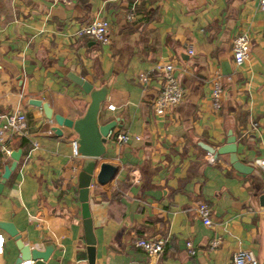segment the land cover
<instances>
[{
    "label": "crops",
    "instance_id": "obj_1",
    "mask_svg": "<svg viewBox=\"0 0 264 264\" xmlns=\"http://www.w3.org/2000/svg\"><path fill=\"white\" fill-rule=\"evenodd\" d=\"M94 18L108 21L107 44L76 35ZM240 33L251 48L238 66L231 50ZM156 62H171L184 90L164 115L153 109L161 86ZM140 73H149L146 85ZM72 74L94 88L109 85L99 122L115 120L112 132L129 136L121 144L107 138L96 159L88 199L94 264H233L239 249L264 264V172L254 162L264 153L258 0H0V180L13 161L2 145L21 151L0 192V220L12 222L31 247L52 244L46 264H89L76 183L84 158L72 151L76 134L62 126L56 135V123L29 102L41 99L54 113L82 116L90 97ZM216 74L224 89L218 110L209 83ZM15 111L26 116V135L3 128L5 115ZM229 130L238 159L253 167L246 175L231 167L227 154L214 158L203 147L224 144ZM101 163L117 167L105 184L95 181ZM200 202L211 207V226L198 216ZM0 234V264H16L13 237ZM158 236L166 241L160 256L134 245ZM217 237L221 243L210 248Z\"/></svg>",
    "mask_w": 264,
    "mask_h": 264
},
{
    "label": "water",
    "instance_id": "obj_2",
    "mask_svg": "<svg viewBox=\"0 0 264 264\" xmlns=\"http://www.w3.org/2000/svg\"><path fill=\"white\" fill-rule=\"evenodd\" d=\"M227 72V68L226 71ZM70 79L78 84L85 93L89 94L90 100L82 116L71 119L59 113H54L51 106L41 99H31L30 104L40 107L49 120H53L56 125L51 127V130L56 135H61L60 127L71 128L76 134L77 153L84 158L81 171L79 172L76 183L78 186V200L81 204V215L84 219L85 243L87 245V260L89 264H94V244L95 240L90 226V212H89V187L93 179V170L96 164V159L104 155L107 142V135L116 125L115 120H110L106 123L99 122V113L101 104L107 99L109 94V85H103L99 88H94L93 85L77 75H70ZM208 153L217 158L218 155L227 154L228 161L231 167L239 174L246 175L253 170V167L241 162L237 156V145L235 135L231 130L228 131L226 142L217 148L209 145L203 146ZM21 155L20 150L12 151L10 154L13 159L10 165L4 167L1 173L0 192L3 188L4 182L10 176L12 170ZM117 167L109 163H101L99 170L95 175V181L98 184H105L113 179ZM259 204L264 207V193L259 196ZM0 229L5 231L8 235L13 237L19 255L16 259V264H21L25 261L32 260L34 264H46L49 259L54 246L50 243L46 244L44 248L37 249L24 243L15 225L9 221L0 220Z\"/></svg>",
    "mask_w": 264,
    "mask_h": 264
},
{
    "label": "built area",
    "instance_id": "obj_3",
    "mask_svg": "<svg viewBox=\"0 0 264 264\" xmlns=\"http://www.w3.org/2000/svg\"><path fill=\"white\" fill-rule=\"evenodd\" d=\"M52 4H67L70 0H50ZM260 10L264 11V0H258ZM134 18V12L127 13V19L132 20ZM109 23L103 18H94L93 20L83 24L76 31V35L79 37H86L101 44H107L110 40L108 34ZM251 48L250 38L245 33L237 34L232 39V57L235 65L243 64L249 57ZM189 54H192V49H189ZM154 71L157 72L161 78V86L154 98L153 109L158 115H164L169 109L178 105L184 98V90L179 81V78L174 73V66L171 62H156L154 65ZM149 73H140L138 80L143 85L149 82ZM210 100L215 110L221 107L223 86L220 80L219 74L214 75L210 80ZM109 109H113V105L108 106ZM4 129H11L14 133L20 135H26L28 131L27 119L23 112L15 111L5 115V121L3 124ZM107 138L114 139L115 142L121 144L128 141L129 136L125 132L114 133L109 131ZM139 139L138 136L135 137ZM37 147V143L33 144V148ZM2 150L6 155H10L11 151L8 147L2 145ZM72 151L74 155L77 153V143L72 141ZM210 154V153H209ZM255 164L264 172V153L262 156L254 160ZM198 216L201 218L202 223L206 226H211V207L205 202H200L197 207ZM4 238L0 234V253L3 249ZM165 238L162 236L154 238H138L134 245L137 248L145 251L150 256L162 255L165 247ZM221 243L220 238H214L210 242V248L214 249ZM187 247H191V243H186ZM189 252L194 253L190 248ZM21 264H34V261L29 260ZM233 264H260L254 255L247 250L239 249L233 254Z\"/></svg>",
    "mask_w": 264,
    "mask_h": 264
},
{
    "label": "trees",
    "instance_id": "obj_4",
    "mask_svg": "<svg viewBox=\"0 0 264 264\" xmlns=\"http://www.w3.org/2000/svg\"><path fill=\"white\" fill-rule=\"evenodd\" d=\"M6 146V145H5ZM7 147V146H6Z\"/></svg>",
    "mask_w": 264,
    "mask_h": 264
}]
</instances>
